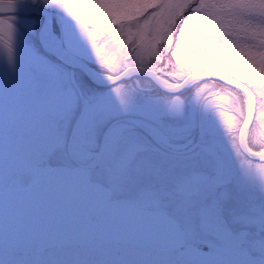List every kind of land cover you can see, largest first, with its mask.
Segmentation results:
<instances>
[{
	"label": "snow or ice",
	"instance_id": "obj_1",
	"mask_svg": "<svg viewBox=\"0 0 264 264\" xmlns=\"http://www.w3.org/2000/svg\"><path fill=\"white\" fill-rule=\"evenodd\" d=\"M0 70L13 186L73 177L133 218L0 264H264V0H0Z\"/></svg>",
	"mask_w": 264,
	"mask_h": 264
},
{
	"label": "water",
	"instance_id": "obj_2",
	"mask_svg": "<svg viewBox=\"0 0 264 264\" xmlns=\"http://www.w3.org/2000/svg\"><path fill=\"white\" fill-rule=\"evenodd\" d=\"M106 219L112 228L127 229L132 214L127 211H105L99 198L84 190L73 177H44L28 190L14 186L0 189V249L14 236L28 235L39 246L58 237L82 231L89 210Z\"/></svg>",
	"mask_w": 264,
	"mask_h": 264
},
{
	"label": "rangeland",
	"instance_id": "obj_3",
	"mask_svg": "<svg viewBox=\"0 0 264 264\" xmlns=\"http://www.w3.org/2000/svg\"><path fill=\"white\" fill-rule=\"evenodd\" d=\"M100 43L103 44V37L99 38ZM31 65L25 62L21 67L20 83L22 84L25 77L30 74ZM231 91V88L228 89ZM254 93L259 96V90H254ZM15 95L13 88L9 85L6 75L3 70H0V189L13 186L10 180L11 168L13 166V158L6 148V138L12 130V98ZM225 96V93H221ZM223 104V110L228 116L233 113L229 110L231 104L230 98L225 96ZM259 115V105L257 104V116ZM33 116L39 119V112H33ZM246 135L250 139L264 142V127H261L259 121L254 122L250 129L246 132ZM254 168L259 171L261 165L259 163L254 164ZM89 214H95L92 210H89ZM98 216V214H95ZM98 218L104 219L106 217L98 216ZM5 249H0V261L4 259Z\"/></svg>",
	"mask_w": 264,
	"mask_h": 264
}]
</instances>
